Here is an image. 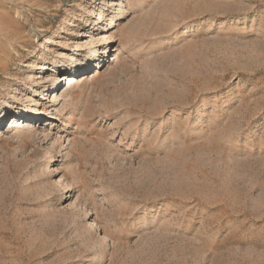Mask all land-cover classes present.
Returning a JSON list of instances; mask_svg holds the SVG:
<instances>
[{"label": "rangeland", "instance_id": "1", "mask_svg": "<svg viewBox=\"0 0 264 264\" xmlns=\"http://www.w3.org/2000/svg\"><path fill=\"white\" fill-rule=\"evenodd\" d=\"M107 1L0 0V103L108 44L47 135L0 123V264H264V0Z\"/></svg>", "mask_w": 264, "mask_h": 264}, {"label": "bare ground", "instance_id": "2", "mask_svg": "<svg viewBox=\"0 0 264 264\" xmlns=\"http://www.w3.org/2000/svg\"><path fill=\"white\" fill-rule=\"evenodd\" d=\"M106 4H108V1L102 0V3H101V6L99 7V10L97 9L98 10V13H96L97 18H95L93 20L94 26H96V30L102 29L104 27L105 18H103L104 17L103 16V10L104 9L102 10V7L105 6ZM118 5L122 6V2L119 1ZM109 6L111 9H114L113 7H111V5H109ZM113 18H114L113 15L109 16V19H108L109 25H111L113 23ZM73 31L76 33L77 37H79V41H81L83 36H86V34L84 35V32H82V30L76 29ZM125 36L127 37L129 35H124V37H119V41L122 42V46L127 44L128 40H130V39H126ZM94 37L92 36L93 39L87 45V52H85V55H83L82 57L76 58L73 55L67 56L66 53L59 52L58 57L51 61V65H52L51 69L52 70H54V68H57V67H58V69H60L61 67H64L68 61H70V63L73 64V66L71 68H69L65 73L59 75V78L57 79V80H61V81L67 80L68 84H67L65 89L62 90V88H59L57 90V92H55V91H51L49 89L50 87L47 86V84H42L43 89L40 93L38 88H37L38 83L32 79L31 81L35 87L32 89L34 94L28 95V93H26L27 92L26 90L21 89L20 95L18 97H16V99L13 102L8 103L6 101H2L0 103V123H2L6 118H8L7 122L9 124H12V126H13L12 129H9V128L6 129L5 128V130H7V131L12 130L14 133L20 134L21 135L20 142H22V143H25L28 139H30L31 136L35 135L37 130L35 128H33L31 124L24 126V118H26V115L28 114V112L33 111V109H30L28 107L33 105V106H37V109L35 108L34 114L31 117H33L35 115L37 118V119H35L36 121L42 120V122H41L42 126L40 127V132L45 134L43 121L45 119H59L58 116L60 115V112H62L63 109L65 108V106H63L64 108L62 107L64 102L62 104H60L61 100L65 99L66 97H68V99L66 101H72L74 99L72 96H70V93L67 91L68 88H70L74 83L76 85H82L86 79L88 80L89 78H92L94 75L99 74L101 72V70L104 68L105 64L103 66L99 65V66H101L100 68L97 67L94 69L95 74L89 75L90 73L93 72V70H91L90 73H85V71L88 68H90L93 63H95L97 65L101 64V61L103 60V58L105 56L104 55V53L106 52L105 49H107V47H108V44H107L106 46L102 47L101 50H99V48H97V45H96L97 42L99 41V39L96 37L94 38ZM47 39L49 40V38H47ZM113 39H114L113 36H110L108 43H112ZM124 42H125V44H124ZM113 46H114V44L112 45V47L109 48V50L111 48H113ZM65 56H67V58ZM113 56L114 57L111 60H109V63L117 61L119 59V55L117 54V51H114ZM46 64L47 63H45V62L40 63L39 64L40 69L41 70H44L46 68L48 69V67H46ZM53 78H55V77H53ZM30 84L31 83H29L28 85H30ZM51 85H52V82H51ZM46 88L50 90L49 92L51 94L50 96H52V103H53L52 104L53 112L48 113L49 115L47 113H43L40 111V108L42 105V102L40 101V96H42L41 94L44 93ZM5 109H10V110H12L13 113L11 115H9L10 113L8 114L5 111ZM2 131H3V129L0 130V137H2ZM45 135H47V134H45ZM25 139H27V140H25ZM59 160L60 159L57 156L50 157L46 161L47 165H45L44 168L45 169H47L48 167L51 168V166L56 165ZM49 162H50V164H48ZM63 188H65V187H63ZM74 201L77 202V197H75ZM77 205H78V203L76 204V206Z\"/></svg>", "mask_w": 264, "mask_h": 264}]
</instances>
